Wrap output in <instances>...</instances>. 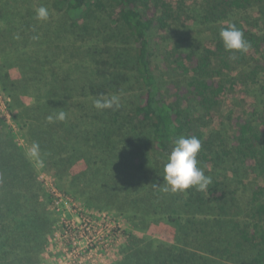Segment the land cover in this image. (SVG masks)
<instances>
[{"label":"trees","instance_id":"1","mask_svg":"<svg viewBox=\"0 0 264 264\" xmlns=\"http://www.w3.org/2000/svg\"><path fill=\"white\" fill-rule=\"evenodd\" d=\"M4 3L0 0V7ZM47 4L71 22L70 35L85 42L88 49L83 44L78 48L87 51L93 62L78 77L72 74L78 71L76 64L61 76L50 75L54 76V84L49 92H65L57 94V100L66 102L75 97L90 105L89 123L84 122L86 126L75 134L76 145L82 146L70 148L68 158L75 159L77 153L85 151L84 154L111 165L117 175L125 162L133 167L142 165L144 143L149 141L153 150L168 157L159 173L168 171L175 177L176 191L156 190V195L167 192L170 201L178 203L180 212L187 211L182 212L186 215L184 224L181 216L165 217L170 225L178 227L176 230L183 228L181 234L178 232L181 239L177 238L181 246L150 243L148 247L153 250L138 255L137 263L235 264L236 258L248 252L250 264H264V0L196 2L191 11L202 19L209 32V45H203L199 52L185 50L178 42L167 45L156 65L152 62L150 34L154 28L168 31L182 17L189 19L188 8L182 1L173 4L169 0H47ZM20 21L14 30L16 35L6 42L9 47L19 38L25 43L31 39L25 36V21ZM91 37H97L98 45L87 44L86 39ZM33 47L41 49V45ZM23 49H27L25 44ZM15 52L22 49L15 48L10 53L17 58L15 64L27 68H22L23 81L10 74L12 60L6 73L0 74L1 90L9 92L12 99L10 109L22 106L20 94L26 93L28 81L37 83V74L47 71L50 65L46 59L30 56L36 59L33 62ZM236 86L245 89L247 95L248 90L255 88L261 97L257 110L249 120L239 117L226 130L210 131L208 123L221 109L223 99L233 100ZM56 105L46 103L41 109L37 104L40 111L22 109L19 115L25 125L31 124L30 134L40 135L44 141L35 144L49 172L63 180L72 161L65 159L62 166L60 161L56 165L49 153L52 147L46 146L51 143L65 150L73 141L63 122L58 123L59 128L52 127L49 117ZM230 120L233 122L232 117ZM3 125L0 116V130ZM60 130L68 135L66 140ZM12 139L9 144L15 148ZM196 149L202 152L201 160L206 163L213 162L215 157L225 159L234 174L240 165H245L248 172L262 181L255 182L244 207L236 202L234 191L229 192L224 183L207 176L209 171L205 170V176L195 170L182 177L178 176L180 172L175 175L180 161L185 166L188 160L196 159L197 154L192 155ZM15 152L7 146L0 148V264H6L7 255L14 253L18 256L13 258V264H20L18 257H24L34 247H42L47 232L46 217L28 198L37 172L24 155ZM133 167L130 169L134 170ZM31 196L36 198L35 194ZM177 211L172 210L174 214ZM239 217L247 221L237 222ZM129 235L127 239L134 240ZM24 248L28 250L23 253ZM132 261L131 253H126L116 264H135Z\"/></svg>","mask_w":264,"mask_h":264},{"label":"rangeland","instance_id":"2","mask_svg":"<svg viewBox=\"0 0 264 264\" xmlns=\"http://www.w3.org/2000/svg\"><path fill=\"white\" fill-rule=\"evenodd\" d=\"M169 1L173 4L182 1L184 7L188 8L185 11L190 17L188 20L185 17L178 19L171 24V28L166 32H160L154 28L149 38L154 65L158 64L157 61L162 49L167 45L171 46L175 42L180 43L183 49L195 52H199L203 45H209V32L204 29L201 23L202 19L191 11L194 4L200 2V0ZM249 15L252 16V11L249 12ZM21 19H23V22L25 21L26 25L25 36H29L31 39H28V42L25 43L19 38L14 42L13 47H9L6 42L11 39L10 37L16 35L14 30L22 23ZM68 25H71V22L66 16L51 8L47 4V0H5V3L0 7V74L6 73V68H8L12 60L14 66L9 70L10 74H15L16 77L19 76V79L23 81L22 68L26 69L27 67L18 62L15 64V59L17 58L11 55L15 48L20 51L22 49V52L15 53H17V56L22 54L25 60L28 59L34 62L36 59L30 56H36L40 57V59H46L50 63L47 67L45 66L47 71L44 70L43 73L37 74V83L33 84V82L28 81L26 93L20 94V100L23 102L20 107L16 105L12 109L9 108V104L12 102L9 97L10 93L2 92L0 83V110H2L0 116L4 120V125L0 130V148L7 146L9 151H16L15 153L24 155L27 161L35 168L37 176L34 181V188L28 198L30 203L36 206L40 214L44 215L48 221L43 246L40 248L34 247V251L32 250L24 257H18V262L20 264H30L31 262H33L32 264H60V260L63 259L61 253L62 240L58 238L61 232L60 217L62 214H65L66 217L70 216L67 210H71L72 207L67 205V210L65 209L63 212H57L53 209L51 189H56L71 198L78 208L96 214V221H99L98 216L106 214L120 224L121 237L113 244L111 253L104 264H116L122 260L126 253H131L132 263L136 264L138 255L141 256L145 250H153L148 247L150 243L162 246L166 244L168 247L173 245L176 247L181 246L177 238L181 239L178 232L181 234L183 228L176 230L178 227L170 225L165 217L167 215L174 218L181 216L180 219L182 224H184L183 221L186 215L182 212L187 211L183 210L180 212L176 207L178 203L171 202L167 192L162 191L161 194L156 195V190H175V177L173 173L171 175L168 171L159 173L164 160L167 161L168 157L164 158L161 152L153 150L149 141L144 143L146 154L143 158H140L142 165L133 167L128 162H125L122 170L116 173L117 175L113 173L111 165L104 163L102 159L99 161V159H94L91 155L84 154L83 152L85 151H80L79 155L77 153V158L75 159L68 158L71 153L70 148H81L82 146V144L76 145L78 141L75 140V134L89 123V112L87 109H90V105L84 103L83 100H77L75 97L68 99L66 102L57 100V94L62 95L65 92L62 89L49 92L51 85L54 84V76L51 78L50 75L61 76L69 72L70 68L76 64L78 71L72 74L78 77V75L80 76L86 72L88 66L93 64L89 58L91 55L86 53L87 51H82L80 50L81 48H78L79 44H83L86 49H88V46L85 47V42L70 35L71 29L69 30L70 27L68 28ZM97 32H95V35ZM33 36L35 38H32ZM74 39L76 42L72 44L71 41ZM86 42H89L87 44L90 47H92L91 45H98L97 37L87 38ZM24 44L27 48L25 51L23 49ZM37 45H41V49L33 47ZM89 50L93 51V48ZM233 91L235 92L233 100L231 101L229 97L223 99L221 109L217 112L214 119L208 123L210 131L226 130L229 128L228 124L235 125L236 119L239 117L242 121L249 120L250 115L257 110L256 105L257 102H260L261 97L255 88L248 90V95L245 93V89L239 86L234 87ZM126 92V89L123 88V93ZM5 102H8V104L6 105ZM54 102L57 105L52 108L53 115L49 117L52 119V127L59 128L61 125L58 123L62 124L63 122V125L70 132V134L68 132L70 140H73L69 143L71 146H67L65 150H62V146L58 148L55 145H51V143L46 144L49 149L52 147L49 153L53 154L52 160L56 165L60 161L62 166L65 159L72 161V165L70 168L68 167V173L63 180L56 179L49 172L44 163L43 154L37 149L35 144V141L42 144L44 141L40 139V135L33 136V133L32 135L30 134L31 124L25 125L24 118L21 119L19 115L22 109L28 112H34L35 109L40 111L38 107H35L37 104L42 109L44 104H52ZM16 115L18 117L14 119L13 116ZM231 117L233 122L230 120ZM84 122L86 125H84ZM89 128H92V124ZM61 130L60 135L66 140L68 135L63 134ZM38 136L39 139H37ZM11 138H13L15 148L10 147L9 141ZM194 153L198 155H194L196 159L188 160L185 166H182L181 161L177 164L174 170L176 172L175 175L180 172L178 176L182 177L195 170V172L202 173L200 174L201 176H205V170L209 171L207 176L211 180L220 181L225 184L229 192H235V200L241 207L246 205L255 182L262 183L260 179L255 178L253 174L245 169V165H240V168L234 174L231 169H228L230 165L225 159L215 157L213 162L206 163L201 160L202 152L199 149L193 151L192 155ZM132 167L135 169H130ZM168 175H170L169 178ZM33 194L36 195L35 199L31 196ZM33 201L36 202L35 205ZM62 206L65 205L63 204ZM167 207L169 208L168 210L166 209ZM174 209L178 210L176 214L172 212ZM74 216L76 215L73 214L72 217L74 218ZM246 221L247 219L244 217L237 219V222L240 223ZM127 234H130L129 236H132L135 241L128 240ZM137 239L139 241L136 242ZM26 250L28 249L24 248L22 252L24 253ZM137 251L138 253L135 255ZM16 256L18 255H15V253L8 254V262L6 264H13L12 260ZM242 256V258H236L235 264H250L249 253L245 252Z\"/></svg>","mask_w":264,"mask_h":264},{"label":"built area","instance_id":"3","mask_svg":"<svg viewBox=\"0 0 264 264\" xmlns=\"http://www.w3.org/2000/svg\"><path fill=\"white\" fill-rule=\"evenodd\" d=\"M51 196L53 209L57 212L67 210V205L72 207L67 210L70 216L62 214L60 217L61 232L58 238L62 240L63 256L60 264H104L113 244L121 237L120 224L106 214L98 216L99 221H96V214L78 208L71 198L56 189H51ZM73 214L76 215L74 218Z\"/></svg>","mask_w":264,"mask_h":264}]
</instances>
